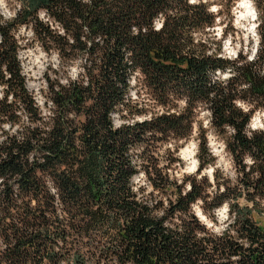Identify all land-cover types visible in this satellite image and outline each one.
<instances>
[{
    "label": "trees",
    "instance_id": "16d2710c",
    "mask_svg": "<svg viewBox=\"0 0 264 264\" xmlns=\"http://www.w3.org/2000/svg\"><path fill=\"white\" fill-rule=\"evenodd\" d=\"M16 1L11 18L0 13V264H264V129L249 127L264 106V0L252 59L201 36L216 24L202 1ZM23 26L63 65L83 61L76 79H47L48 110L27 85ZM201 110L233 179L201 176L214 160L205 130L197 174L175 177L171 150L162 161Z\"/></svg>",
    "mask_w": 264,
    "mask_h": 264
},
{
    "label": "rangeland",
    "instance_id": "374dc122",
    "mask_svg": "<svg viewBox=\"0 0 264 264\" xmlns=\"http://www.w3.org/2000/svg\"><path fill=\"white\" fill-rule=\"evenodd\" d=\"M205 2L209 5L210 11L216 15V24L213 28L207 29L203 35L204 39L209 40V45L214 49H221V52L230 58H236L242 54L248 59L255 57L259 37L257 33L258 11L254 0H235L228 2L227 0H192V2ZM19 8L16 0H0V13L5 18H11L14 12ZM44 17V15H43ZM17 36L22 44L20 58L24 74L27 78L28 88L35 94L39 104L45 108V93L48 90V78L52 81H60L68 83L69 80L76 79L82 71L83 61L79 60L71 66H65L59 59L57 53L46 52L35 40L30 28L20 27ZM136 85V84H134ZM142 86L134 87L132 94L136 91H142V101L147 109L159 111L160 107L157 102L151 99L145 90L140 89ZM2 88L0 86V95ZM134 99H137L134 97ZM246 110L252 106L245 102H239ZM117 124L121 123L118 115H115ZM251 130L264 129V106L256 108L252 115L249 125ZM205 130L207 137V146L209 147L214 160L207 165L201 173L211 183H216L217 169L222 175L233 179L236 177L237 167L232 155L226 148L225 140L212 127L209 119V113L201 110L197 115V121L194 126L192 136L187 140L177 141L171 139L169 143L161 147L160 156L162 161L166 162L171 152H175V156L181 159L176 164L173 173L177 178H183L186 175L197 174L200 163L198 159L199 146L202 132ZM139 184H145L143 175L136 178ZM195 210L202 216L211 226L217 230V224L212 222L202 214L200 205H195ZM227 206L220 208L216 215L220 220V228L224 226L227 220Z\"/></svg>",
    "mask_w": 264,
    "mask_h": 264
}]
</instances>
